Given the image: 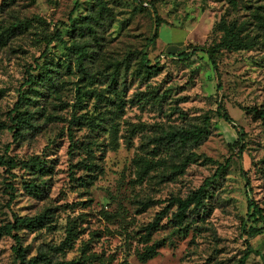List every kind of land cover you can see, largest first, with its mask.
Wrapping results in <instances>:
<instances>
[{"label":"rangeland","instance_id":"1","mask_svg":"<svg viewBox=\"0 0 264 264\" xmlns=\"http://www.w3.org/2000/svg\"><path fill=\"white\" fill-rule=\"evenodd\" d=\"M156 17L158 67L145 73ZM222 23L254 45L218 46ZM212 46L216 71L202 51L177 58ZM252 107L264 110V0H0V157L16 163H0V264H19L1 227L45 209L48 224L16 232L39 264H238L247 242L246 264H264V230L245 232L263 225L248 200L264 212V115ZM13 116L36 129L14 135ZM175 130L202 138L169 140ZM205 179L204 207L179 224L173 199Z\"/></svg>","mask_w":264,"mask_h":264},{"label":"trees","instance_id":"2","mask_svg":"<svg viewBox=\"0 0 264 264\" xmlns=\"http://www.w3.org/2000/svg\"><path fill=\"white\" fill-rule=\"evenodd\" d=\"M137 3L143 2V0H134ZM76 7V3L72 9L74 11V8ZM71 11V12H72ZM68 20H71V15L68 16ZM158 28H159V18H155V28L153 34L147 39L140 56V67L143 69V72L150 73L151 71L157 70L158 63L151 65L150 61L147 57V49L150 45L153 44L154 40L157 38L158 34ZM221 31H222V37L218 43V46L223 47H230V48H249L254 45L253 41H248L244 37L240 36L236 31L229 28L226 23L221 24ZM196 51H202L207 54L208 59L210 60V63L214 69V71L217 70V63H216V46H212L210 48L205 47H195L194 49L188 51H181L178 53L177 58L179 60H187L189 59ZM77 57L76 60L78 61V64L82 65V60L85 56V50L84 48L78 46L77 47ZM34 79V76L28 73V77L26 82H32ZM248 110L258 113L260 116L264 115L263 109H256L255 107L249 108ZM217 115L225 120L226 122L230 123L232 127L236 130L239 139L242 136V127L236 125L234 123V120L229 115V113L226 111V109L219 103L217 106ZM11 120L13 122V129L14 135H17L20 130L25 126L26 128L30 129H36L35 125L31 122L30 118L23 117V116H13L11 117ZM4 123H0V129L5 128ZM167 138L169 140H179L180 142H184L188 139L192 140L193 142L197 143L202 138V131H173L167 134ZM0 163L7 165L9 167L15 166V161L9 157L8 159L4 157H0ZM245 176V175H244ZM246 184H248V178H246ZM209 181L208 179H205L203 183L193 192H191L186 198H175L173 199V202L177 206V211L173 214L174 218L177 220L179 224H181L184 219L186 218V214L190 208L200 210L204 207V199L206 194V187L208 186ZM12 189V187H10ZM36 190V189H35ZM247 215L249 218H252L253 222H262L263 225L261 227L256 226H249L248 229L245 231L248 235L255 236L263 232L264 230V212L261 207H259L256 203H254L251 200H248L247 203ZM52 215L49 209H45L42 213H39L34 216H18L14 214V221L12 223H7L1 227V230L4 232V234L11 237L14 241V244L11 246V250L14 253L16 259L18 260L19 264H39L40 261L45 259L44 254H39L34 257H31L30 259H26L25 257V249L20 246V236L16 233L18 230L27 228V229H38L46 224H48L51 221ZM158 223V217L155 219L153 223H151L148 226V231L151 229L157 228ZM253 252L252 246L247 242L246 248L244 253L241 255L238 264H246V261L249 257V255ZM74 261H66V262H56L54 264H73ZM52 264V263H50Z\"/></svg>","mask_w":264,"mask_h":264}]
</instances>
